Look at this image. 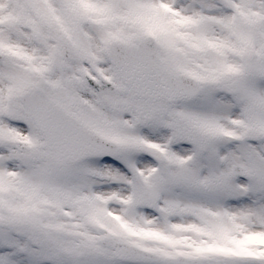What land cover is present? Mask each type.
<instances>
[{
  "label": "snow or ice",
  "instance_id": "obj_1",
  "mask_svg": "<svg viewBox=\"0 0 264 264\" xmlns=\"http://www.w3.org/2000/svg\"><path fill=\"white\" fill-rule=\"evenodd\" d=\"M0 264H264V0H0Z\"/></svg>",
  "mask_w": 264,
  "mask_h": 264
}]
</instances>
